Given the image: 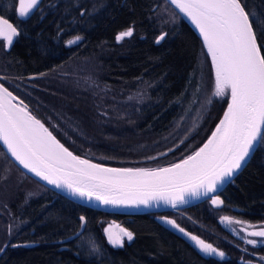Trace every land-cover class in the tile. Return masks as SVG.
Here are the masks:
<instances>
[{"label":"trees","instance_id":"obj_1","mask_svg":"<svg viewBox=\"0 0 264 264\" xmlns=\"http://www.w3.org/2000/svg\"><path fill=\"white\" fill-rule=\"evenodd\" d=\"M249 9L257 15L253 26L262 38L264 0H247ZM174 12L166 0H42L0 59L5 78L21 88L8 89L81 158L122 168L178 162L208 138L227 107V97H214L204 107L214 87L210 58L179 13L172 21ZM128 27H133V35L117 44L114 34ZM58 28L64 29L60 35ZM162 31L167 38L153 44ZM76 35L83 40L67 46L65 42ZM219 196L225 211L234 206L252 221H264V149L255 151ZM45 199L52 202L34 219L31 203ZM201 205L205 203L191 208H200L193 214L202 222ZM81 215L87 225L66 250L52 246L44 253L40 247L8 246L0 252V264H199L189 259L192 255L183 242L157 225L152 214H103L74 204L24 174L0 147V246L5 241L24 242L39 230L45 233L37 236L40 242L67 236L77 231ZM107 219L124 224L134 234L128 251L126 243L120 249L105 244L101 231ZM215 225L211 224L212 230H217ZM226 238V247L241 245ZM92 239L99 253L91 251Z\"/></svg>","mask_w":264,"mask_h":264},{"label":"snow or ice","instance_id":"obj_2","mask_svg":"<svg viewBox=\"0 0 264 264\" xmlns=\"http://www.w3.org/2000/svg\"><path fill=\"white\" fill-rule=\"evenodd\" d=\"M168 2L195 26L202 38L203 48L211 59L214 87L204 107L210 106L214 97H227L223 116L201 147L162 168H109L96 164L65 147L53 131L32 115L28 105L0 82V145L6 149L5 154L48 184L64 189L73 196L86 197L89 201L95 199L105 205L151 206L150 201H163L175 208L177 204L187 202L186 196L207 197L212 205H222L219 191L225 184L234 181L258 148L264 149V37L258 38L257 29L253 26L257 15L253 10H246L247 0ZM41 3L42 0H17V18H30ZM84 14L85 9L81 8L80 15ZM176 15L174 12L172 21H175ZM133 31V27H128L119 32L116 41L131 37ZM63 32V28H58V35ZM20 35L18 25L0 16V42L5 50H9ZM167 36V32H161L155 42L160 44ZM82 40V36L76 35L65 43L71 47ZM4 79L0 76V81ZM78 219L83 230L87 219L83 215ZM161 219L185 233L175 220L167 217ZM221 222L232 223L233 218L221 217ZM236 223H240L245 231L247 227L258 228L251 235L264 238V224ZM110 229L111 226L105 227L103 231L107 242L113 247H123L125 237L128 241L134 239V234L127 229L122 228L119 232ZM8 232L12 234L11 226ZM80 235L82 231L74 233L77 239ZM185 235L195 242L202 253L221 258L225 256L223 251L198 236L191 233ZM244 240L254 246L264 244V239L258 241L245 236ZM89 244L92 252H100L94 239ZM8 246L5 243L0 247V252ZM10 246L18 248L27 245ZM260 260L264 262V256Z\"/></svg>","mask_w":264,"mask_h":264},{"label":"flooded vegetation","instance_id":"obj_3","mask_svg":"<svg viewBox=\"0 0 264 264\" xmlns=\"http://www.w3.org/2000/svg\"><path fill=\"white\" fill-rule=\"evenodd\" d=\"M17 7V0H13L12 3L11 1H7V0H0V16H4L6 19H8L11 23H13L14 25H18V27L21 25V23L24 22V20H20L17 18V14L15 11V8ZM15 44V42H14ZM14 44L12 46H14ZM12 46L10 48H12ZM9 50H5L3 47V43L0 42V58L4 57V54H6V52H8ZM2 56V57H1ZM0 76H3L0 74ZM4 77V76H3ZM2 83H4L5 87L10 88V90L14 91V90H18L20 88V86L15 85L14 83L8 81V79H4L2 81H0ZM12 83V84H11ZM14 84V85H13ZM21 89V88H20ZM52 202L51 199L50 200H35L33 203H31V212H32V216L33 218L35 217V214L38 213L40 211V209H42L41 212H43V210L45 211V209L47 208V204ZM203 203H205V205H201L202 207V215H201V219L202 222L195 219V215L193 214V211H199L200 208H191V206L189 207H183L180 208L178 210L174 209V210H170V211H160V213H150L152 214V219L157 223V225H159L161 227L162 230L167 231L166 227H164V225L159 222V220L162 217H167L169 220H175L176 224H178L181 228H183L185 231H188V233H191L195 236H198L200 239L204 240L207 243H211L214 247L220 249L221 251H223L225 253V256L223 258L221 257H211L209 255H200L199 252H196L194 249H192L189 244L187 242H184L183 240H180L178 238L177 235H175L173 232H168L169 234H172L173 236L177 237L178 240L180 242H183L186 247L184 248V250L188 251L191 255L189 256L190 260H197V262H199V264H246V262H252V264H264V262H262L260 260V257L264 256V248L261 247L264 244H260L258 243L257 245H251V244H247L244 240V237L247 236L248 239H257L258 241L264 238H259V237H254V236H250L249 230H258V228H253V227H247L246 231L244 230V227L240 224V223H236L233 222L230 225V228L232 231L226 229L222 224H221V217H236L239 218V221H246L249 225H255V226H259L261 224H264V221L260 222V221H252L246 214L244 211H240L239 208L234 207V206H229L228 211H225V207H224V203L222 205L219 206H214L211 203V199L210 200H204L202 201ZM197 204V203H196ZM200 204V203H199ZM45 205V206H43ZM191 208V209H190ZM66 212V210H63L62 213ZM218 212L217 215H215ZM214 213V214H213ZM64 215L62 214V222L61 223H66V220L63 217ZM35 219V218H34ZM114 221V219H107V221H104V223L102 224V227L106 224H108L109 221ZM117 222V221H114ZM118 223V222H117ZM212 223H215V227L217 230L213 229L210 227ZM35 224V221L33 223H31V226L33 227ZM119 224V223H118ZM122 224V223H120ZM124 225V224H123ZM223 226V227H222ZM20 228H24L19 226ZM18 228V233L23 230ZM128 229V231H130L128 227H126ZM233 229H235L236 231H233ZM237 232H239L240 234L238 235ZM43 235L45 233L42 232V230L36 231L35 234L31 232L30 237L26 239V241L22 242V241H16V243L14 242L13 244H19V243H26V242H31L34 245H30L27 246L26 248L31 247V249H37V248H41L43 249L45 252L47 253L50 249V247L54 246V247H58L61 249L66 250V245L69 241H72L75 238H72L67 240V241H61L62 239L67 238V236H57V237H50L47 239V241H41L43 244L39 245L41 242L39 240H37L36 238H38L37 236ZM71 234V233H70ZM2 235V234H1ZM69 235V234H68ZM229 237L232 239H237L238 243H240V246H235L233 249L232 247H226L227 246V238ZM126 237L124 238V244L126 243L127 245V251H128V247L131 241L126 240ZM5 243H8V241H5ZM4 243V244H5ZM3 244V245H4ZM9 244V243H8ZM12 243L9 244V247H11ZM0 246V247H3ZM111 247V246H110ZM13 248V247H12ZM18 248H22V247H18ZM26 248H22V249H26ZM114 248V247H112ZM122 248V247H120ZM118 248V249H120ZM16 249V248H13ZM244 249H247V251H244ZM5 251V250H4ZM3 251V252H4ZM2 252V253H3ZM232 258V260H231ZM191 261V262H192ZM233 261V263H232ZM190 264V263H189ZM192 264V263H191ZM195 264V263H193Z\"/></svg>","mask_w":264,"mask_h":264},{"label":"water","instance_id":"obj_4","mask_svg":"<svg viewBox=\"0 0 264 264\" xmlns=\"http://www.w3.org/2000/svg\"><path fill=\"white\" fill-rule=\"evenodd\" d=\"M166 2L167 3H169L168 2V0H166ZM170 4V3H169ZM174 7V6H173ZM176 10V9H175ZM177 11V13H178V10H176ZM180 16H182L183 17V20L186 22V23H188V21L186 20L187 18L185 17V16H183V14H179ZM189 24V26L192 28L191 30H193L195 33H197V35L200 37V42L202 43V38H201V36L199 35V33L195 30V28L190 24V23H188ZM127 29V28H126ZM126 29H123V30H120V32L121 31H124V30H126ZM162 32H165V31H162ZM119 33V32H118ZM118 33H115L114 34V40H115V42L118 44V43H120V42H117L116 41V39H115V37H116V35L118 34ZM161 34V33H160ZM159 34V35H160ZM158 36V35H157ZM156 36V37H157ZM155 37V38H156ZM127 39H129L130 37H126ZM153 42V44H157L156 42H155V39H154V41H152ZM205 51H206V49H204ZM210 58V57H209ZM209 62H210V64H211V59H209ZM14 96H15V94H13ZM224 112V111H223ZM223 112H222V116H223ZM32 115H34V114H32ZM35 116V115H34ZM221 116V117H222ZM36 117V116H35ZM37 118V117H36ZM220 120V119H219ZM219 122V121H218ZM217 122V123H218ZM216 123V124H217ZM216 124H215V126H216ZM215 126H214V128H215ZM213 128V129H214ZM211 134V132L208 134V136ZM57 138V137H56ZM58 139V138H57ZM207 140V139H206ZM205 140V141H206ZM204 141V142H205ZM203 142V143H204ZM203 143H201L199 146H198V148L203 144ZM0 147L3 149V146L2 145H0ZM66 147V146H65ZM3 151H4V153H6V149H3ZM6 155V154H5ZM75 155H77V154H75ZM7 157H8V159L16 166V167H18L19 168V170H21V171H23V173L24 174H26L27 176H29L31 179H35L36 181H38L39 183H40V185H42V186H46V187H48L49 189H51V191L53 192V193H56V194H59V195H61L62 197H64V198H67V199H69L72 203H74V204H79V205H83V207H85V208H90V209H93V211H98V212H103V214H108V213H114L115 215H118V214H125L126 216H129V215H131V214H135V215H139L140 213H146V214H149V213H160V211H164V210H166V211H170V210H174V209H176V210H178V209H180V208H183V207H189V206H191V205H193V204H199V203H201L202 201H204V200H210L209 198H207V197H200V198H190V197H187L186 196V199H187V202L186 203H180V204H177V206L174 208V207H172L171 205H168V204H165L163 201H150V205L151 206H145V205H111V204H108V205H105V204H103L102 202H100V201H98V200H95V199H92L91 201H89L86 197L85 198H80V197H78V196H73V195H71L69 192H67L66 190H64V189H59V188H56L54 185H50V184H48L46 181H43V180H41L39 177H36L33 173H30V172H28V170L27 169H24L17 161H15L14 160V158H11L10 157V155H6ZM79 156V155H78ZM81 157V156H80ZM83 159H87V158H83ZM179 161V160H178ZM94 163V162H93ZM96 164H102V163H97V162H95ZM104 166H106V167H109V168H122V167H118V166H116V167H112L111 165H104ZM162 167H167V166H159V167H157V168H162ZM126 168H133V167H126ZM140 168V167H139ZM244 168V167H243ZM150 169H155V168H150ZM241 172V171H240ZM239 172V173H240ZM227 184H229V183H227ZM226 185V184H225ZM224 185V186H225ZM223 186V187H224ZM223 189V188H222ZM221 189V190H222ZM221 190L219 191V193L221 192ZM218 193V194H219ZM159 222H161L163 225H164V227H166V229H167V231L168 232H173L175 235H177L178 236V238L180 239V240H183L184 242H187L188 244H189V246L192 248V249H194L196 252H199L200 253V255H206V254H204V253H202L200 250H199V248L196 246V244H195V242L189 237V236H187V235H185V233H188V231H185V233H181L178 229H176V228H174L171 224H169V223H167L166 221H164L163 219H160L159 220ZM109 226H111V231L112 232H119L120 231V229H122V228H124V229H127L126 228V226L125 225H123V224H118L117 222H114V221H109L108 222V224H106V225H104L103 227H102V231H101V234L104 236V238H105V244L107 245V246H111L108 242H107V238H106V235H105V233H104V228L105 227H109ZM128 230V229H127ZM82 230L80 229V224H79V228L77 229V231L76 232H81ZM253 231H256V229H254V230H249V233H250V236H252L251 235V233L253 232ZM76 232H74V233H76ZM74 233L72 232L71 234H69V235H67V238L68 237H71V239L72 238H76L75 236H74ZM193 235V234H192ZM193 236H195V235H193ZM67 240H69V239H62L61 241H67ZM126 240H127V238H126ZM125 240V241H126ZM19 244H22V243H19ZM23 244H26L27 246H30V245H34L33 243H31V242H26V243H23ZM26 246V247H27ZM26 247H22V248H26ZM111 247H113V246H111ZM114 248H116V249H118V248H120V247H114ZM211 257H219V256H216V255H211ZM251 264H252V262H251Z\"/></svg>","mask_w":264,"mask_h":264},{"label":"rangeland","instance_id":"obj_5","mask_svg":"<svg viewBox=\"0 0 264 264\" xmlns=\"http://www.w3.org/2000/svg\"><path fill=\"white\" fill-rule=\"evenodd\" d=\"M158 35H159V34H158ZM120 42H121V41H120ZM118 44H119V43H118ZM1 57H2V56H1ZM2 58H3V57H2ZM0 59H1V58H0ZM2 61H3V59H2ZM2 61H1V62H2ZM0 74L3 75V76L5 77V74H3L2 68H0ZM21 100H22V98H21ZM232 218H233V222L239 221V220H238L239 218H236V217H234V216H233ZM233 222H232V223H233ZM221 224H222L226 229L232 231L231 229H229L231 223H228V222H223V223H222V222H221ZM223 226H222V227H223ZM2 235H3V234H2Z\"/></svg>","mask_w":264,"mask_h":264},{"label":"bare ground","instance_id":"obj_6","mask_svg":"<svg viewBox=\"0 0 264 264\" xmlns=\"http://www.w3.org/2000/svg\"><path fill=\"white\" fill-rule=\"evenodd\" d=\"M186 20L188 21V23H190V24L195 28V26L190 22V20H189L188 18H187ZM195 30L198 32V30H197L196 28H195ZM198 33H199V32H198ZM202 145H203V144H202ZM202 145H201V146H202ZM201 146H200V147H201Z\"/></svg>","mask_w":264,"mask_h":264}]
</instances>
